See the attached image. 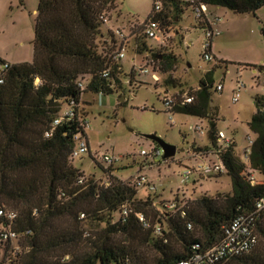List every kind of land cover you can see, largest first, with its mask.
<instances>
[{
	"label": "trees",
	"instance_id": "1",
	"mask_svg": "<svg viewBox=\"0 0 264 264\" xmlns=\"http://www.w3.org/2000/svg\"><path fill=\"white\" fill-rule=\"evenodd\" d=\"M116 1L40 0L33 62L10 64L3 72L0 209L18 214L12 227L17 233L16 240L20 237L25 240L23 247H12L7 255L8 264H178L220 243L225 237V227L237 217L253 213L257 202L264 198V95L255 96L258 110L248 125L256 139L246 161L240 162L234 152L235 141L228 146L218 141L221 130L211 109L213 81L209 78L202 80L197 91L188 93L194 96L192 103H184L185 95L174 97L176 103L171 112L209 122L210 146L193 145V148L198 154L212 153L223 161L232 180V194L183 199L187 204L182 215L167 208L171 201L158 206L150 197L139 199V187L132 182L133 178L124 181L114 176L113 165L103 169V179L95 175L86 177L80 168L73 166V139L77 133H84L80 125L85 119L80 115L82 95L89 92L109 95L117 75L123 74L118 53L124 46L125 35L124 40L118 36L120 47L115 57L103 45V24L109 22L107 13L116 8ZM159 1L162 10L156 12L154 2L148 20L158 21L162 31L179 21L189 8L186 0ZM198 1L239 14L256 13L264 7V0ZM198 25L203 30L210 26L208 21ZM142 28L145 31L144 25ZM108 36L113 42L114 37L117 40L110 31ZM144 37L148 38L145 32ZM136 50L139 54L152 52L140 37ZM160 54L162 71L168 73L174 69L177 58ZM0 63L2 68L7 64ZM259 68L264 71V65ZM106 71L108 76H104ZM166 83L177 86L172 79ZM72 100L76 102V117L64 121L47 138L46 131ZM251 171L262 175L263 180L253 184ZM106 181L108 186L104 184ZM125 206L129 209L127 216L123 213ZM152 213L162 218L153 222ZM138 214L146 217L150 227L144 226ZM8 225V219L0 216V228ZM157 225L162 226L161 234L156 233ZM255 231L256 247L222 264H264V248H257L260 237L264 241V216L256 222ZM174 241L180 243V248L173 245ZM13 242L0 239V245L9 246ZM0 264L7 263L4 259Z\"/></svg>",
	"mask_w": 264,
	"mask_h": 264
},
{
	"label": "rangeland",
	"instance_id": "2",
	"mask_svg": "<svg viewBox=\"0 0 264 264\" xmlns=\"http://www.w3.org/2000/svg\"><path fill=\"white\" fill-rule=\"evenodd\" d=\"M40 0H0V61L8 64L31 63L34 60L35 26ZM155 0H117L116 8L107 13L108 23L103 24V45L115 57L120 47L119 37L115 42L108 36L120 30L126 37L125 57L119 62L123 74L112 83L113 92L109 95L85 93L80 103V115L89 122L86 130L90 153L73 160V166L80 168L86 177L95 175L103 179L104 170L110 165L102 157L109 155L120 160L113 165L114 176L132 180L144 174L156 185L151 191L147 186L138 190L139 199L152 198L159 206L161 202L190 199L201 196L217 197L232 194V180L226 172L203 176L194 171L191 179L182 184L181 175L186 168L196 169L200 165L216 162L215 154H198L196 147L210 146L208 121L185 114L170 112L164 103L165 97H177L194 93L200 88L202 80L213 81L211 109L218 129L236 142L235 155L245 162V149L248 137L256 135L250 130L248 122L257 112L255 96L264 95V7L256 13L239 14L219 8L221 20L215 25L222 35L214 38L211 53L214 60L204 59L206 34L199 27L190 8H186L179 21L159 32L160 40L145 38L142 26L147 22L154 9ZM106 13V12H105ZM213 17V16H212ZM214 18V17H213ZM144 38L151 53L139 54L136 50L137 39ZM176 56L177 63L168 73L162 71L159 54ZM160 54V55H161ZM157 61V68L150 61ZM0 66H3L0 63ZM146 67L150 75L142 74L140 68ZM135 73L134 76L132 73ZM158 77V80L154 78ZM117 76L115 78H117ZM174 80L177 86L167 84ZM86 80H89L87 77ZM241 88V96L234 103L233 98ZM222 84L224 90L216 91ZM68 108L64 105L63 111ZM173 116L176 124L170 121ZM200 124L206 131L200 134L191 127ZM154 134L169 144L177 146L174 158L163 161L142 156L143 150L150 151L159 146L147 139ZM263 176L257 174L256 181ZM7 209H12L5 206ZM160 208V207H158ZM161 216L152 213L150 220L157 222ZM167 230V226L165 225ZM25 245L19 238L9 246L0 245V262L5 259L12 247ZM173 245L180 248V243ZM8 247V249H6ZM264 248L260 237L257 248Z\"/></svg>",
	"mask_w": 264,
	"mask_h": 264
},
{
	"label": "built area",
	"instance_id": "3",
	"mask_svg": "<svg viewBox=\"0 0 264 264\" xmlns=\"http://www.w3.org/2000/svg\"><path fill=\"white\" fill-rule=\"evenodd\" d=\"M186 2L189 5V8L192 10L195 19L198 23H202L204 21H208L210 24L209 27L204 29V32L206 34V42L204 45L205 53H204V59L206 61H212L214 60V56L211 53V48L213 45V40L216 37H219L222 35V31L215 26L218 21L221 20L220 17H212L211 15V7L205 3H202L198 0H186ZM162 3L161 1L155 2V11L160 12L162 10ZM104 21L107 22L108 19L104 18ZM145 28V35L148 38L160 40V36L158 35L159 32H163L161 25L158 21L150 19L146 23H144ZM116 36L121 37L124 40V34L120 30L115 31ZM125 46H122L119 50L118 57L120 59H123L125 57ZM150 63L156 67V61L152 60ZM10 67V64H5V66L2 68L0 67V84L3 83L4 77L3 72L7 70ZM140 71L142 74L150 75V70L146 67L140 68ZM109 73L106 71L104 73V76H108ZM154 78L158 80V77L154 75ZM39 82V80H38ZM244 86L241 82L238 84V91L236 92L233 102L236 103L239 101L241 96V88ZM224 90V86L222 84L218 85L216 88V91L222 92ZM184 99V103L190 104L194 101V96L190 94H186ZM165 105L167 107L168 111H172L175 106V99L174 97H165L164 99ZM76 106V102L72 100L70 104L68 105V108L65 111H62L61 114L54 120L51 127L46 131L45 136L52 137L57 127H59L64 121L73 120L76 117V112L74 110V107ZM170 121L173 125L176 124L175 119L173 116H170ZM81 127L84 130V133L89 128V122L87 119H82L80 122ZM191 130L200 134H205V129L200 125L197 124L194 127H191ZM83 132H79L74 136V147L72 156L73 158H79L82 155H85L87 153H90V146L89 142L87 140V137L85 136ZM248 139V146L245 149V157L247 159L250 148L254 143V140L250 137ZM218 141L224 146H228L231 144L234 139L229 138L226 136V134L223 131L219 132V139ZM142 156H146L148 158L157 159L161 157L162 155V149L159 146L152 147L151 150L148 152L146 150H143L141 152ZM103 161L106 162L109 165H114L117 163L120 158H114L109 155H105L102 157ZM216 162H209L200 165L196 169L192 168H186L182 175V184H186L194 174V171H198L203 176L208 175H214V174H221L226 172V167L223 161L217 156ZM250 180L254 184L256 181V175L254 171H251ZM82 182V180H81ZM132 182L140 187L147 186L151 191H156L157 187L155 184H153L146 175L144 174H138L137 176L133 177ZM106 186L109 185V182L106 181L104 183ZM187 201H171L167 204V208L169 210H173L174 212H180L182 215H185V207H186ZM123 213L125 216L129 214V209L127 206L124 207ZM0 216L5 217L8 219L10 225L7 227L0 228V239L3 242L8 241H15L17 238V233L14 231L12 224L16 221L18 214L14 211H9L5 209H0ZM140 221L144 224L145 227H150V224L148 223L146 217L143 214L137 215ZM264 216V198L260 199L256 204V209L253 213L249 215H241L237 217L234 222L225 227V237L224 239L218 243L217 245L203 250L196 252L190 259L182 260L178 264H222V262L236 256H241L250 253L258 244V236L256 234L255 228H256V222ZM82 218H84V215H82ZM192 226L189 225V229H191ZM156 233L161 234L162 233V226L157 225L155 227Z\"/></svg>",
	"mask_w": 264,
	"mask_h": 264
},
{
	"label": "water",
	"instance_id": "4",
	"mask_svg": "<svg viewBox=\"0 0 264 264\" xmlns=\"http://www.w3.org/2000/svg\"><path fill=\"white\" fill-rule=\"evenodd\" d=\"M146 138L156 142L159 145V147L163 150L164 160H168L176 156L177 146L167 143L166 141L154 134L146 135Z\"/></svg>",
	"mask_w": 264,
	"mask_h": 264
},
{
	"label": "crops",
	"instance_id": "5",
	"mask_svg": "<svg viewBox=\"0 0 264 264\" xmlns=\"http://www.w3.org/2000/svg\"><path fill=\"white\" fill-rule=\"evenodd\" d=\"M218 9L219 8H211V15L213 16V17H219L220 16V14L218 13ZM235 141V140H234Z\"/></svg>",
	"mask_w": 264,
	"mask_h": 264
}]
</instances>
